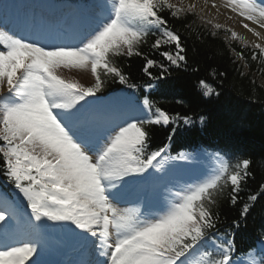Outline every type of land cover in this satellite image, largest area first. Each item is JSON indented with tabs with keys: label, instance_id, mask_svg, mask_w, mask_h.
<instances>
[{
	"label": "snow or ice",
	"instance_id": "snow-or-ice-1",
	"mask_svg": "<svg viewBox=\"0 0 264 264\" xmlns=\"http://www.w3.org/2000/svg\"><path fill=\"white\" fill-rule=\"evenodd\" d=\"M222 5L260 41L252 59L264 64V0ZM10 8L0 4V264H41L45 251L69 244L79 258L63 264H264V233L238 248L239 219L226 225L220 215L224 201L242 199L251 158L203 148L173 156L169 143H151L152 126L204 123L203 115L170 114L152 98L173 67H187L191 36L174 22L196 5L96 0L73 24L35 13L12 18ZM133 57L143 59L148 82L125 71ZM109 82L124 87L105 100L99 94ZM198 88L203 97L219 95L205 79ZM247 191L241 217L264 196V183Z\"/></svg>",
	"mask_w": 264,
	"mask_h": 264
},
{
	"label": "trees",
	"instance_id": "trees-1",
	"mask_svg": "<svg viewBox=\"0 0 264 264\" xmlns=\"http://www.w3.org/2000/svg\"><path fill=\"white\" fill-rule=\"evenodd\" d=\"M205 21L195 12L188 15L186 20L174 22L183 36H191L185 44L187 67H173L152 91V98L170 114L203 115L204 123L200 124L197 119L194 126H186L182 122L178 126H152L151 143L153 147L169 143L170 154L181 150L214 148L251 158L250 171L253 175L248 180L246 191L240 194L242 199L235 206L224 201L220 208L222 221L226 225L239 219L237 246L247 247L264 233V196L251 204L246 217L240 216L242 206L247 202V190L255 192L264 183V72L261 71L264 64L252 59L251 44L244 45L242 41L232 40L230 32L225 31L227 28L212 29ZM185 27L191 31H185ZM212 31L216 32L215 36L210 34ZM201 33L204 34L203 39L199 38ZM237 53H241L244 59ZM149 55L159 59L158 54ZM127 64L130 67H126L125 71L132 81L141 84L148 82V77L142 71L141 57H133ZM151 71L154 76L159 74V68ZM220 73L225 75L221 76ZM200 79L211 83L219 95L203 97L198 88ZM123 87L109 82L99 95L106 96ZM2 184L3 179L0 178Z\"/></svg>",
	"mask_w": 264,
	"mask_h": 264
},
{
	"label": "rangeland",
	"instance_id": "rangeland-1",
	"mask_svg": "<svg viewBox=\"0 0 264 264\" xmlns=\"http://www.w3.org/2000/svg\"><path fill=\"white\" fill-rule=\"evenodd\" d=\"M32 1L33 0L29 1L30 2L29 5L36 4V2L33 3ZM41 1L43 0H37V2H41ZM46 1L48 2L49 0ZM216 1L218 0H183V3L185 6L189 4H195L196 5L195 12L199 16L203 17L205 20H211L214 24H220L227 29H232L236 31L240 36L244 37V39H246L249 42V44L253 45L254 42H260L258 40H255L254 38L252 41L251 37H247V33L249 32L246 29H244L242 26L241 23V21L243 20L242 17H239L238 14L233 13L230 9L223 7L222 0L218 1L219 5L215 3ZM95 2L96 0H86L81 2L78 1L74 3L63 4L62 8L65 11L63 14V19H65V21H68L69 24H73L78 19L87 17L91 12V5ZM173 2H176V0H173ZM8 4H13V0H9ZM212 4H215V7H212ZM221 5H222V9L220 7ZM244 22L249 23L250 27H257L255 25H252L250 21H244ZM61 75L65 76L66 78H71V77L77 78L82 83L85 84H88L91 81L90 75L77 71L63 70L61 72ZM120 93L121 90L111 93L110 95L101 96V97L107 100L111 97L120 95ZM73 249L74 246L72 244H69L59 250L52 249L45 251L43 254L40 255L39 258L40 260H42V262H44L45 260H50L54 264H63V262L69 260H75L79 258V253L77 251H74Z\"/></svg>",
	"mask_w": 264,
	"mask_h": 264
},
{
	"label": "bare ground",
	"instance_id": "bare-ground-1",
	"mask_svg": "<svg viewBox=\"0 0 264 264\" xmlns=\"http://www.w3.org/2000/svg\"><path fill=\"white\" fill-rule=\"evenodd\" d=\"M30 0H13V4H9L10 6H11V8H10V13H13V12H15V14L16 15H18V13H17V11H21L23 14H25V15H27V16H29L31 13H32V11H31V9L35 6L36 8H37V10L35 9V14H37V15H41V12H43V15H45L47 12H48V10L46 9H44V4H42V1L41 2H37V0H33L32 2L34 3V2H36V4L34 5H29V2ZM219 1V0H218ZM218 1H216L215 3L216 4H218L219 5V2ZM212 2V1H211ZM41 3V4H40ZM210 4V3H209ZM212 7H213V4H212ZM221 7V9H222V5L220 6ZM51 10H49V12H50ZM52 12V11H51ZM56 12V11H55ZM50 17H54L55 19H58L57 17H56V15H55V13H51L50 14ZM63 23V22H62ZM67 23L69 24V22L67 21ZM247 37H251V40L253 41V38L255 39V40H257V38L256 37H254L252 34H250V33H247Z\"/></svg>",
	"mask_w": 264,
	"mask_h": 264
}]
</instances>
